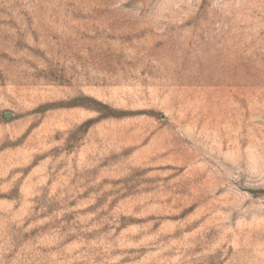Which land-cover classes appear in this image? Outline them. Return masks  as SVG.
<instances>
[{
  "label": "rangeland",
  "instance_id": "374dc122",
  "mask_svg": "<svg viewBox=\"0 0 264 264\" xmlns=\"http://www.w3.org/2000/svg\"><path fill=\"white\" fill-rule=\"evenodd\" d=\"M0 264H264V0H0Z\"/></svg>",
  "mask_w": 264,
  "mask_h": 264
}]
</instances>
